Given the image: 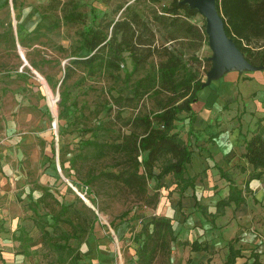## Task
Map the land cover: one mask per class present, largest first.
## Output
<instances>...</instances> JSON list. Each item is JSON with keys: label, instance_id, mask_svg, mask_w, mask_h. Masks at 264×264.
<instances>
[{"label": "rangeland", "instance_id": "1", "mask_svg": "<svg viewBox=\"0 0 264 264\" xmlns=\"http://www.w3.org/2000/svg\"><path fill=\"white\" fill-rule=\"evenodd\" d=\"M3 1L0 2V153L9 147L11 137L30 134L35 140L28 144L30 148L26 147L28 155H40L44 143L36 139L47 135L48 140L44 141L46 145H52L55 155L51 161L55 167L57 165L55 169L60 178L52 186L56 194L46 195V201L41 205L35 203L32 206L34 202L31 201L29 214L23 217L21 264H138L137 248L143 236L137 237V234L141 227L162 203V211L169 214L166 217L174 226V232L177 231L181 221L171 212L168 202L176 194L179 201L183 193L179 192L170 175L163 176L158 186L154 179L148 180L147 193H153L157 187L154 206L145 205V199L107 180L89 184L86 191L80 189V182L97 174L99 169L115 170L108 157L96 161L92 153L83 148V141L98 134L100 124L108 128V138L118 132L122 121L117 117L118 107L109 97V93H116L113 81L100 72L87 74L83 66L72 63L74 59L87 56L88 52L77 49L82 25L66 23L62 18L60 9L67 0H8L7 5L2 4ZM74 1L85 14V24L98 26L122 18L128 4L142 18L148 19L151 11L168 5L171 0ZM188 20L199 28L205 26V18L199 12ZM165 36V29L155 31L156 46L165 45L181 52L186 63L191 60L190 55L197 56L201 63H194V66L205 81L207 71L202 60L206 66L204 59L212 53L207 37L195 47L192 39L181 32L175 33L173 40L165 41ZM125 58L126 62L120 66L121 75L125 69H131L129 59ZM157 60L155 56V63ZM146 70L151 72L153 68L150 65ZM66 72L70 76L62 81ZM254 72L257 71L250 73ZM218 82L212 81L210 86L200 88L198 92ZM232 86L251 89L254 83L239 82ZM116 88L124 95H130V90L120 81ZM240 100L239 95L235 104L238 105ZM153 105L151 97L134 100L120 108L121 116L128 117L137 110L146 111ZM61 109L63 117L59 119ZM187 115L179 113L180 119L173 130L183 139L187 138ZM87 128L91 130L85 131ZM154 172H157L156 168ZM52 196L58 201H53ZM60 204L67 205L68 211L62 215L64 220L54 222ZM155 215L160 214L156 212ZM44 230L48 234L45 235ZM173 248H176L174 252ZM185 248L180 240H175L168 253L158 250L150 264H182Z\"/></svg>", "mask_w": 264, "mask_h": 264}, {"label": "trees", "instance_id": "2", "mask_svg": "<svg viewBox=\"0 0 264 264\" xmlns=\"http://www.w3.org/2000/svg\"><path fill=\"white\" fill-rule=\"evenodd\" d=\"M179 1L171 0L168 5L151 11L148 19L142 18L128 4L123 10L122 18L105 24L99 23L98 26L85 24V14L78 9L76 1L67 0L62 3L60 11L63 20L69 24L82 25L78 32L77 49L88 52L87 56L74 59L72 63L83 66L87 74L100 72L113 81L116 93H109V97L118 107L117 117L122 121L114 137L108 138V128L105 129L100 124L98 134L83 141V148L92 153L93 159L98 161L108 157L115 170L99 169L97 174L80 182L82 191L98 180H107L115 183L118 188L124 187L145 199V205L154 206L158 192L155 187L153 193H147L149 179H154L155 186H158L163 176L170 175L179 192L184 191L187 186H193L194 178L185 176V170L192 154L189 140V135L193 134L192 103L203 84L199 69L194 63L200 65L201 59L192 54L191 60L186 63L181 52L165 45L157 47L155 44V31L160 28L166 30L165 41L175 39L177 32L190 37L195 47H199L202 40L206 39L204 27L199 28L188 20L197 10L180 4ZM7 2L5 0L2 4ZM215 5L223 20L226 35L233 40L245 59L253 65L264 64V0H215ZM155 56L158 57L156 63ZM125 57L129 59L131 69H125L121 75L120 66L126 62ZM204 60L206 66L203 60L202 66L207 71L210 61L208 58ZM150 65L153 70L145 71ZM69 76V72L64 73L62 81ZM118 81L130 90V95H124L116 88ZM145 97L152 98L154 107L146 111L137 110L128 117L121 116L120 108ZM181 112L188 114L186 139L173 131ZM62 114L61 109L59 119L63 117ZM89 130L91 129H85ZM54 155L52 150L51 157ZM242 158L253 166L242 188L235 184L227 172L218 169L220 176L228 180L229 190L224 199L217 201V211L231 202L238 205L244 201L245 195L250 191L249 181L264 176V115L245 140ZM60 163L62 166L63 160ZM155 168L157 172H154ZM52 198L53 201H58L53 196ZM43 199L39 197L38 202H43ZM67 211L68 206L60 204L58 213L53 218L54 222L64 220L62 215ZM44 233L46 235L48 231L44 230ZM141 235L143 241L137 248L138 264H150L158 250L168 253L171 243L176 240L170 219L163 215H153L141 227L137 237ZM180 244H189L191 250L206 248L196 241H182ZM239 255V250L232 247V241L229 242V252L223 264H233L235 257ZM253 264L259 263L254 261Z\"/></svg>", "mask_w": 264, "mask_h": 264}, {"label": "crops", "instance_id": "3", "mask_svg": "<svg viewBox=\"0 0 264 264\" xmlns=\"http://www.w3.org/2000/svg\"><path fill=\"white\" fill-rule=\"evenodd\" d=\"M252 71L257 72L250 73ZM215 80L219 82L199 91L192 103L193 134L189 135L192 154L185 176L194 178L193 186L182 191L181 201H177L176 194L168 202L171 212L181 221L174 232L176 240L180 243L196 241L206 246L202 250H191L189 244L184 245L185 256L181 261L182 264H223L232 241V247L240 253L233 264H253L254 261L264 264V176L249 181L250 191L244 201L238 205L231 202L216 210L217 201L224 199L229 190L228 180L219 175L218 169L231 174L241 188L247 174L253 170L242 154L245 140L264 115V69H230L210 83ZM239 82L254 83V86L251 89L232 86ZM239 95L242 100L236 105ZM45 137L36 139L44 143L40 155H28L26 147L30 148L28 144L35 140L30 134L22 135L21 139L11 137L9 147L0 153V264H21L24 253L20 242L24 232L21 224L23 217L29 214V204L33 201L32 206L41 205L39 197L56 194L52 186L60 178L55 169L57 165L55 167L51 161L52 145L45 144L44 139L48 140L47 135ZM162 206L159 204L155 214L168 216ZM172 228L174 230V226ZM175 250L173 248V252ZM179 253L182 254L180 250Z\"/></svg>", "mask_w": 264, "mask_h": 264}, {"label": "water", "instance_id": "4", "mask_svg": "<svg viewBox=\"0 0 264 264\" xmlns=\"http://www.w3.org/2000/svg\"><path fill=\"white\" fill-rule=\"evenodd\" d=\"M179 3L196 9L205 18L204 30L212 53L208 57L210 67L206 72V80L203 81L202 87L230 69H264V64L253 65L249 63L243 53L235 46L233 40L226 35L215 0H180Z\"/></svg>", "mask_w": 264, "mask_h": 264}, {"label": "built area", "instance_id": "5", "mask_svg": "<svg viewBox=\"0 0 264 264\" xmlns=\"http://www.w3.org/2000/svg\"><path fill=\"white\" fill-rule=\"evenodd\" d=\"M86 189H87V187H85V190H84V191H86ZM79 195H80L83 199H85L83 194L79 193Z\"/></svg>", "mask_w": 264, "mask_h": 264}]
</instances>
